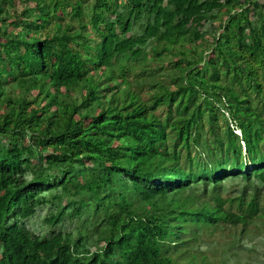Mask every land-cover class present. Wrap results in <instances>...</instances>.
<instances>
[{
    "label": "trees",
    "instance_id": "trees-1",
    "mask_svg": "<svg viewBox=\"0 0 264 264\" xmlns=\"http://www.w3.org/2000/svg\"><path fill=\"white\" fill-rule=\"evenodd\" d=\"M243 165L250 256L264 0H0V264H250L203 249Z\"/></svg>",
    "mask_w": 264,
    "mask_h": 264
},
{
    "label": "clouds",
    "instance_id": "clouds-1",
    "mask_svg": "<svg viewBox=\"0 0 264 264\" xmlns=\"http://www.w3.org/2000/svg\"><path fill=\"white\" fill-rule=\"evenodd\" d=\"M237 134H240L239 131L236 132ZM241 173L238 175L232 174L231 171L228 170V168L225 171V174L218 176L219 179L213 183L212 181L209 182L207 181V183L209 184L207 186V199L209 203H215V199H220L222 200V205L223 208L229 209L232 211V213H229L227 215H229L228 220L227 221H219L218 223L223 224L221 227H217V224L213 227V229L210 232V235H208L207 240L208 242L206 244L203 245V249L205 250V252H207V254L210 256L212 253L214 254V256L216 257L214 260H220V258L222 259V256L224 255V258L227 259V253L230 255V257L234 260L239 259L237 256H239L241 253L239 251L236 252V250L234 251H230V249H232L234 246L236 247V243L233 240L234 235L232 236V239L229 238H221L223 236H225V234H223L222 232H226L228 234L231 235V231H235L238 232L239 228L241 227V218L238 217V209L240 207V202L241 201H230L233 198L239 196L241 194V188H245L246 186V181L245 178H243V174L246 172V166L243 165L241 168ZM200 179H203V177H199ZM207 179V178H206ZM233 179H240L242 181L238 182L237 186V192L233 193V194H225L222 195V190L224 188V183L229 182ZM250 189H246L245 190V194H246V198L249 197L250 195ZM262 220V219H260ZM259 221V220H257ZM263 221V220H262ZM261 221V222H262ZM220 224V225H221ZM253 230V224H252V219L248 218L247 220V225H246V230L245 232L248 233L247 236L251 233V231ZM243 232V233H245ZM217 236L218 239H215ZM246 236V237H247ZM246 244V243H245ZM264 250V248H263Z\"/></svg>",
    "mask_w": 264,
    "mask_h": 264
},
{
    "label": "rangeland",
    "instance_id": "rangeland-1",
    "mask_svg": "<svg viewBox=\"0 0 264 264\" xmlns=\"http://www.w3.org/2000/svg\"><path fill=\"white\" fill-rule=\"evenodd\" d=\"M208 25V24H206ZM242 180L240 179H233L229 182L224 183V188L222 190V195L225 194H233L235 192H237L238 189V182H240ZM264 186H262L263 188ZM261 199L264 201V189H261ZM40 218L37 219L35 218L33 221H31L32 225V229L34 231H42L43 228L40 224ZM259 223V222H258ZM257 223V228L256 230L251 231V233L248 235L247 239H246V246L247 248H249L250 254L253 255L250 257L249 255L246 254V252H244L243 254L241 253L239 256H237L238 258L242 259L244 261H248L250 264H264V256H262L261 254H259L257 256V254L255 255V253H259V251L261 249L264 248V221L260 222L259 224ZM255 232H257L256 236H255ZM223 234H225V236L221 237V238H231L232 239V235L228 234L227 231L226 232H222ZM219 236H217L215 239H218Z\"/></svg>",
    "mask_w": 264,
    "mask_h": 264
}]
</instances>
